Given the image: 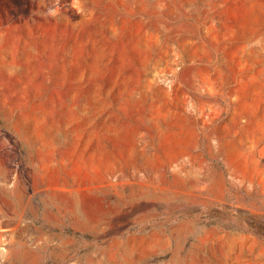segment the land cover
Listing matches in <instances>:
<instances>
[{
    "label": "rangeland",
    "instance_id": "obj_1",
    "mask_svg": "<svg viewBox=\"0 0 264 264\" xmlns=\"http://www.w3.org/2000/svg\"><path fill=\"white\" fill-rule=\"evenodd\" d=\"M264 0H0V264H264Z\"/></svg>",
    "mask_w": 264,
    "mask_h": 264
},
{
    "label": "trees",
    "instance_id": "obj_2",
    "mask_svg": "<svg viewBox=\"0 0 264 264\" xmlns=\"http://www.w3.org/2000/svg\"><path fill=\"white\" fill-rule=\"evenodd\" d=\"M264 231V226H259V232L263 233Z\"/></svg>",
    "mask_w": 264,
    "mask_h": 264
}]
</instances>
